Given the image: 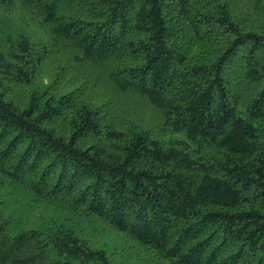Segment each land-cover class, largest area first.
<instances>
[{
    "label": "trees",
    "instance_id": "16d2710c",
    "mask_svg": "<svg viewBox=\"0 0 264 264\" xmlns=\"http://www.w3.org/2000/svg\"><path fill=\"white\" fill-rule=\"evenodd\" d=\"M0 264H264V0H0Z\"/></svg>",
    "mask_w": 264,
    "mask_h": 264
}]
</instances>
